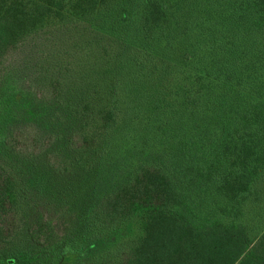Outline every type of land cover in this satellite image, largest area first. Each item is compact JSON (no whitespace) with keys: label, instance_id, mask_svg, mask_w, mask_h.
Wrapping results in <instances>:
<instances>
[{"label":"trees","instance_id":"obj_1","mask_svg":"<svg viewBox=\"0 0 264 264\" xmlns=\"http://www.w3.org/2000/svg\"><path fill=\"white\" fill-rule=\"evenodd\" d=\"M101 11L113 57L4 67ZM263 173L264 0H0V264H264L237 221Z\"/></svg>","mask_w":264,"mask_h":264},{"label":"rangeland","instance_id":"obj_2","mask_svg":"<svg viewBox=\"0 0 264 264\" xmlns=\"http://www.w3.org/2000/svg\"><path fill=\"white\" fill-rule=\"evenodd\" d=\"M116 15L120 23L116 21ZM123 24H125V21L121 20L119 13L116 11H101L86 23L54 27L52 30L42 32L44 34L28 39L8 56L4 67H8L11 71L15 70L16 73L20 74L19 85H21L22 90L27 87L28 83L30 85L36 83L35 80L30 78H36L42 65L41 60L47 66H49V61L51 63L54 60L68 61L66 65L70 67V72L83 71L82 65L77 63V57L80 53L87 52L88 65H92L93 62L97 64V61L100 62L99 56L103 51V47L107 49L108 57H113L121 50V43L129 40L127 34H118ZM35 63L36 66L33 68L32 65ZM18 141L21 144L20 140ZM31 143L32 141L30 144H25V146H31ZM134 143L135 141L129 138L123 144V147L133 148ZM241 209L237 221L242 223L250 237H253L264 227V173L247 194ZM130 228L131 230L126 232L127 235L123 236L125 240H129L133 234L138 232L137 223Z\"/></svg>","mask_w":264,"mask_h":264}]
</instances>
